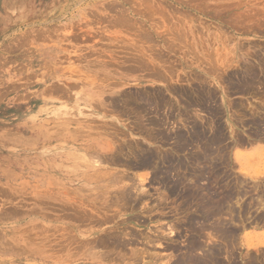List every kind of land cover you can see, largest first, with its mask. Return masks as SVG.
I'll return each instance as SVG.
<instances>
[{
  "label": "rangeland",
  "instance_id": "rangeland-1",
  "mask_svg": "<svg viewBox=\"0 0 264 264\" xmlns=\"http://www.w3.org/2000/svg\"><path fill=\"white\" fill-rule=\"evenodd\" d=\"M263 10L264 0H0V264H132L133 260L129 259L131 249L141 252L149 247L152 249H148L147 255L135 259L139 264H170L174 254L165 245L169 242L187 243L190 235L185 232L187 227L184 223L195 209L184 205L187 210L177 209V212L176 208H181V199L169 195L166 188L158 184L159 178L163 177L155 175L153 168L140 170L112 163V160H124L125 157L136 161L135 157L142 148L151 149L154 153L162 151L161 154L174 152V145H170L173 139H153L155 134L149 123L150 115L144 117L147 114L116 104L132 91L151 95L163 92L165 101L172 102L174 106L168 126L173 129L171 133L175 132L176 124L181 123L174 121L183 112L201 116L208 114L185 104L169 86L188 89L192 94L201 86L215 91L212 102L219 101L220 116H224L227 130L234 126L240 135L237 138L242 137L240 142L244 144L233 145L235 136L228 133L227 143L231 146L225 158L229 164L227 172L240 177L242 182L244 180L249 193L252 191L256 196L255 190L264 185V139L258 140L253 134L260 130L264 136V114L261 127L252 126L248 123L249 117L235 114L230 104L242 102L247 111H252L254 106L264 107V93L257 94L256 89L253 94H238L228 89L219 76L238 69L242 71L240 65L248 63L243 56L245 51L264 52L261 48L252 49L254 45L264 47V27L253 31L250 26L257 25L258 21L264 23ZM255 12L259 19L262 14L261 19L256 22V19H251L249 23L247 17L250 13L257 15ZM121 17L130 24L125 25ZM115 22L124 26L120 27ZM175 34L187 36L183 41L185 45L181 44L179 37L174 39L177 37ZM160 54L167 57L166 60L164 57L159 60ZM155 56L158 58L154 59ZM135 58L157 61L159 66L163 64L162 78H167L163 79L167 84L161 76L158 79L153 74L131 72L137 68ZM217 59L221 61L220 65L231 60L230 67L226 70L214 67ZM199 76L209 83L195 80L200 79ZM219 79L224 83L220 84ZM260 88L264 89V83ZM163 110V116L169 114L165 107ZM183 124L177 125L176 129L182 128ZM186 128H182L184 132H188L190 127ZM190 146L177 155L193 166L190 154L197 149L194 144ZM238 153L242 155L241 161L235 157ZM141 176L144 179L141 180ZM167 177L171 180L172 174L168 173ZM203 177L198 179L199 185H213L207 175ZM134 181L146 196L134 204L138 208L134 205L124 208L120 206L122 203L113 205L114 198ZM78 211L104 221L98 223L101 225L95 222L90 225L89 220L80 223L76 216L82 213L76 214ZM253 221L243 223L238 241L245 235L251 238L264 232V223L258 225ZM170 227L179 233L169 234L171 230L167 229ZM66 232L74 234L66 235ZM130 233H137V244ZM175 234H180V237L175 239ZM74 235L79 241L70 239ZM112 235L135 244L123 249L124 252L114 249L110 243ZM157 236L161 239L159 242H150L154 248L150 243L146 244L148 238ZM67 238L74 242L73 245ZM64 239L71 247L64 243ZM98 240H110L108 248L92 249L91 242ZM252 241L254 243L249 247L246 242L243 246L237 243V261L240 257L246 261L244 258L249 255L264 257V246L252 247L257 245ZM86 243L90 244L89 247ZM80 245L83 250H80ZM78 249L79 253L76 252ZM113 252L120 256L128 255L124 259H114L112 256L116 255ZM149 253H155L159 258L147 257ZM107 254L111 256L107 257Z\"/></svg>",
  "mask_w": 264,
  "mask_h": 264
},
{
  "label": "bare ground",
  "instance_id": "bare-ground-1",
  "mask_svg": "<svg viewBox=\"0 0 264 264\" xmlns=\"http://www.w3.org/2000/svg\"><path fill=\"white\" fill-rule=\"evenodd\" d=\"M120 13H122V12H120ZM236 13H238V12H236ZM245 13L248 15L247 12H245ZM240 14H242V13H240ZM254 14H257V13L255 12ZM243 15H244V13H243ZM247 15H246V17H247ZM126 17L128 18V16H125V18ZM257 17H258V14L257 15H253V13H250L249 17H247V19L249 18V20H250V21L248 20L249 23L254 21V19H256L254 21V22H256L257 19H259ZM261 17H262V14L260 15V19H261ZM121 18H122V22L123 23L125 21V25L128 24V23L130 24V22H128V23L126 22V21H128L127 19L123 21L124 17H121ZM241 18H243V16ZM244 19H246V18H244ZM251 19H253V20L251 21ZM235 22H237V21L235 20ZM262 22L259 23V21H258L257 25L256 24H254L253 26L250 25L252 27V30L254 29L256 31H259L262 28V26L264 27V23H262ZM115 23L117 24V22H115ZM123 23L121 25H123ZM108 25H109V23H108ZM117 25H120V24H117ZM121 25H120V27H121ZM250 29L251 28H249V30ZM182 31L184 32V30H182ZM166 32H168V31H166ZM183 35L180 36V37L178 35H176L177 37L176 36H173V37L171 36V38L176 37V38H174L176 40L179 37L178 39L179 40L181 39V42H182V43L181 42L180 43L183 44L184 43L183 41H185V38L187 37L186 36L184 38L185 35L184 36ZM164 40H167V38L164 39ZM168 40H169V38H168ZM149 41H150V39H149ZM169 42L167 41V43H169ZM186 43L188 45V42H186ZM169 45H172V43L169 44ZM184 45H185V43H184ZM261 46L262 45H258V46L254 45L252 47V49L254 51L256 49H258V48L259 49L261 48L260 50H264V47H261ZM179 47H181V46H179ZM167 49H169V48L167 47ZM176 50H178V49H176ZM151 56H152V54H151ZM243 56L245 57L244 58L245 61H248V63L246 62L245 64L240 65V66H242L240 68V69H242V71H238L239 70L238 69L237 72H232V71L231 72H227L228 74H226V75L222 74L223 77H221V76H219V77L222 78V80L225 81V84L228 87V89L232 90L233 92H238V94H240V93H242V94H249V93L253 94L252 92H254L256 89H257V94L264 93V89L260 88V85H262L264 83V52H262V51L260 52V51L256 50V52L251 53L250 49H249V51H245L243 53ZM163 57L164 56L160 54L159 55V60H161ZM157 58L158 57H156L154 59H157ZM166 58H165V60H166ZM140 59L141 58H139L138 60L136 59L137 61L135 60V62L137 64V68L135 67V70H133L134 68L132 66L131 68H133V69L131 70V72L140 71V72L146 73V75L148 74V76L153 74V76L154 75L156 76V77L154 76L155 78H158V77L161 76L160 77L161 80L167 79V78H164V77L162 78V75H163L162 72L164 71L163 70L164 68L162 66L163 64H162L161 61H160L161 63L160 62L159 63L162 64V65L159 66L157 61L151 60V62H148L147 60L144 61L143 59L142 60H140ZM235 61H237V60H235ZM220 62L221 61L217 59V64H215L213 66L217 67L219 69H220V67H222V68H224L226 70L231 65L230 64L231 60H230V62L228 64L226 62L223 65H220V64H222ZM238 64H240V63L238 62ZM218 65H220V66H218ZM235 66L238 67V65H235ZM214 69H216V68H214ZM214 69H212V70H214ZM216 70L218 71V69H216ZM232 70H234V69H232ZM172 71H174V70H172ZM133 73H135V72H133ZM215 73H217V72H215ZM198 78H200V76ZM195 80L201 81V82H205V83H209L205 79H201V78L200 79L196 78ZM166 81L167 80H165V81L163 80V82H165V84H167ZM219 81H220V79H219ZM219 81H218V83H219ZM221 81H220V84L224 83V81L223 82H221ZM170 84H171V82H170ZM169 88L180 99H182V101H185V104H187L188 106H193V107L197 108L195 111H199V110H203L204 111L205 110L208 115H206V116L202 115L201 116L198 113L197 114L194 113L192 115H189V113H184L183 112V114H181V115L179 114L180 116L176 118L178 121L176 120L174 122L184 123L183 126H180V127H182V128L184 127L185 129H187L186 127H188V128L190 127L188 129L189 131L187 130L188 132H184L185 130H183L182 128L176 129L177 125H180L181 124L180 123V124H176V127L174 128L175 132L171 133V130L173 132V129H171L170 127L168 128V126H169V124L171 122V119H172V117H170V114L173 112L174 106H173L172 102L165 101V99H164V97L162 95L163 92L161 93L160 91H157V92L153 93L152 95L150 93H147V92H144V91H135V92L132 91L130 93H127L125 97L123 96L124 99L122 98L121 101L118 98V101H120V102H118L116 104H118L120 106L122 105L123 107H126L125 109L135 110V111H137L140 114H144V113L147 114V115H143L144 117L150 115L151 117H148V119L150 118V120H149L150 122L149 123H150V126L152 127V129L154 130L152 132H154V134H155V136L153 135V139H155V141H157V139H159L160 137L167 138L166 140L173 139V143H171L170 145H172V144L174 145L173 146V151L174 152H170L169 153L167 151V152L161 154V152H162L161 151L159 153L158 152L154 153L153 151H151V149H149L148 151L144 150L142 148L144 146H142L141 147L142 148L141 149V153L137 154V157H135V158H137L136 161L128 160L129 157H125L124 160L119 159V158H117L116 160H112L113 161L112 163L116 164V165H123V166L128 167V168H135V169H140V170L147 169V168H149V169L153 168L155 170V172H153V173H155V175L158 174L159 176L163 177V178H159V176H158V178L160 179V181L158 180V184H162V186H164L166 188V190L168 191L169 195H171V196L173 195V196H176V198L179 197V199H181V201H182L181 202V208H176L177 212L179 210H182V209H185V211H186L189 206H190V208L193 207L195 209L194 210V214L189 215L186 218V222L184 223V226L187 227V228H184L185 232L186 233L188 232L187 234L190 235V236H188L189 240L187 238V240H188L187 243L184 245L183 242H182L183 245H179L180 243L179 244H177V243L171 244L170 242L169 243L167 242L168 244L165 245L166 246L165 248L172 250L171 253L174 254V256L172 257L173 258L172 262L170 260V264H264V257H261V258L260 257H254V256H251L249 254H248L249 255L248 257L246 256L247 258L246 257L244 258L246 261H243V258H241V257H240V260L237 261L238 257H237V253L235 252V249L238 248V246H239L237 243H239L241 246H243L244 242H246L247 247H249V244H253L254 243L252 241V239L249 237V235H245L243 237V239L238 241V237H239V234H240L239 231L241 230L240 228L244 227L243 223L246 222V220H250V221L254 220L253 222L258 223V225L260 223H264V185H261L262 188L258 187V189L255 190V191H257V193H255L256 196L253 195L254 193H251L252 191H250V193L253 195L252 196L249 193V190L245 187L244 183H246V182H244V180H243V182L241 180H239L240 177L238 178V177H234V176L230 175L227 172V169H226V168H228L227 166L229 164L227 165L226 164L227 161L225 162V160L227 159V154H228V151L230 150V149L228 150V148H230V146H231L230 143H227L228 133L230 132L231 135L234 134V136H235V137L232 136L233 137V143H234L233 145H238L239 143H241L240 141L243 140L242 137L240 139L237 138V136H240V135H238L235 132L236 130L233 128L234 126L232 125V123L230 121H228L227 123H229V125H231L233 127H230V129L227 130L228 126L226 125V123L224 124V122H223V121H225L223 119L224 116L223 117L220 116V114H221V109L219 108L220 105H217V103L219 101L216 102V103L212 102L213 99L215 98V91H212V89H206V87L204 88L203 86H201L200 88L198 87V89L197 88L195 89L196 93L192 94V92L187 91L188 89L184 90L183 88H180V87L178 88V87H173V86L172 87L169 86ZM202 88H204V89H202ZM254 94H256V93H254ZM257 94H256V96H257ZM261 94H260V96H261ZM209 103H210V105H208ZM213 103H215V105H213ZM118 105H117V107H118ZM187 105H186V107H187ZM230 105H233L232 107L234 109V113L235 114L240 113V115L243 118L249 117L248 118V120H249L248 123L250 125H252V126L255 125V126L261 127L260 124L263 122V116L262 115L264 114V107L263 106L262 107H255L254 106V109L252 111H247L246 107L244 106V104H242V102H241V104H238L237 102H233V104H232V102H231ZM147 106H148L149 109L147 108ZM164 107L166 108L167 112L169 113V114H167L165 116H163L164 114H161V111L164 112V110H163ZM151 109H153L152 110L153 112L150 111ZM137 112H136V114H138ZM152 115H154V117ZM237 117H240V116H237ZM185 123H187L186 127H185ZM147 127H149V126H147ZM141 129H143V128H140V130ZM253 131H254V129H253ZM254 132H255L253 134L254 138H256L258 140H261L262 138L264 139V136L262 135V132L260 130L259 131L256 130ZM166 140H165V142H167ZM170 140H169V142H170ZM140 144L141 143H139V145ZM193 144H194V148H196L197 150L196 151L194 150L190 154L191 155L190 157H191L192 162H193V166H192V165H190V164H192V163H190V161H184L185 159L184 160L180 159L182 156L178 157L177 154L180 153L182 150H184V148H186V146H189V145L192 146ZM241 144L244 145L243 143H241ZM131 145L133 147V144H131ZM130 149H131V147H130ZM192 149H190V151H192ZM133 152L135 153L136 151H133ZM133 152L132 153L130 152V153L133 154ZM235 157H236L237 161H241L242 155L238 153V154L235 155ZM187 159H189V158H187ZM168 173L172 174L171 180H170L169 177H167ZM204 175L205 176L207 175L208 178L211 179L210 183L213 184V185H210V187H208L209 185H206V187H205V185H201V184H200L201 186L199 185V180L198 179L202 178ZM144 176H146V175H144ZM231 177H232V179H230ZM140 178H141V180L144 179V177L142 178V176ZM234 178L237 179L236 182H234L235 181ZM130 179H131V177H130ZM153 179H155L157 181V177L156 176ZM206 179H207V177H206ZM232 180H233L234 183L232 182ZM224 181H226V182L224 183ZM137 183H135V181H134L131 184V186L126 191H124L118 197L116 196V198H114L115 199L114 202L112 201L113 205L119 206L122 203L120 206L125 208V206H131L132 207V205H134L136 202H137L136 204H138V201H143V198H145L146 196H145V193L143 192L144 190L140 189V187L137 186L138 185ZM167 191H166V193H167ZM184 205H188L187 208H184L183 207ZM136 206L134 205V207H136ZM134 207H133V209H134ZM137 208H138V206H137ZM177 209H179V210H177ZM69 210L70 209L68 208L67 211L70 212ZM13 212H16V211H13ZM71 212H73V211H71ZM79 212L82 213L83 211H78V212H76V214H78ZM87 212L89 213V211H87ZM74 213H75V211H74ZM74 213H73V215H74ZM89 214H91V213H89ZM98 216L100 217V215H98ZM76 217H77L78 220H81V222L78 221L77 223H79V222L82 223L83 220L88 222V220H89V222L91 223L90 225H93L94 222L98 224L99 222L101 223V221H102V220H100V221L97 220L95 218L96 216L95 217H93L91 215L89 216L88 214H85V213H82L81 215H77ZM58 218H60V217H58ZM101 218L103 219V217H101ZM107 218H109V221H110V217L107 216ZM67 219H69V218H67ZM106 220H105V222H107ZM84 221H83V224L85 223ZM68 222H69V220H68ZM239 222H240V224H238ZM97 224H95V225H97ZM98 225H101V224H98ZM197 225H200L198 227V229L195 228V226H197ZM84 227H87V226L84 225ZM171 228L172 227H170V229H167V230H171ZM172 229H174V226H173ZM53 230L56 231V229H53ZM86 231H87V228H86ZM86 231H85V233H86ZM177 231L175 230L173 232V230H171V232L169 234H171L172 232L176 233ZM72 232L71 233L66 232L67 233L66 235L74 234ZM88 232H90V230ZM178 233H179V231H178ZM186 233H185V235L187 236ZM135 234H137V233H135ZM135 234H131L133 236L131 238H135L134 241H136V244H137L138 239H137V236ZM113 235L111 237V239H112L111 241L110 240H98V241H95V242L93 241L94 243L91 242V245L87 244V243L86 244H87V246L90 245L92 249L94 247L96 249L97 247H106L107 245H109L111 243L112 246L114 247V249H117V250L118 249H122V251H123V249H126V248L130 247L129 246L130 244H135L134 241L133 242H130V241L127 242L126 240H124L127 243L124 242V241H121L118 236H116V235L113 236ZM171 235H168V236H171ZM179 235L175 234V236H174L175 239L177 237H180ZM70 237H68V238H70ZM75 237L76 236L74 235L73 238H70V239H73L75 241H79L78 237H77V240H76ZM85 237H87V236H85ZM157 237L158 238H155V239L153 238L154 240L152 238H148L149 240L145 238L146 240H148L146 244L149 245L148 243H150L151 241L159 242L161 239H159L160 238L159 236H157ZM46 238H48V236ZM61 238H64V237H61ZM68 238H67L68 243L73 245L74 242L72 243L71 240H70L71 242H69ZM52 241L55 242L56 240H52ZM108 241H110V243H107ZM142 241L145 242L144 240H142ZM170 241H171V239H170ZM155 242H153V243L156 244ZM50 243H48V244L51 245ZM64 243H67L66 240H65ZM68 243H67V245H69ZM83 244H84V242L82 243V245ZM158 244H156V245H158ZM71 245H69V246L71 247ZM64 246H65V244H64ZM151 246H152V244H151ZM58 247H60V246H58ZM80 247H81V245H80ZM68 248L69 247H67L66 249H68ZM84 248H85V246H84ZM107 248H108V246H107ZM141 248H144V246L141 247ZM74 249H77V248L74 247ZM99 249L101 250V248H98V250ZM148 249H147V251H148ZM150 249H152V248H150ZM62 250H63V248H62ZM80 250H83L82 247H81ZM145 250L146 249L142 250L141 252H137V250L132 251V249H131V253L132 254H131V256L129 255L130 256L129 259L133 260L132 264H136L137 262H138V264L140 263L139 260L136 261L135 259L138 258V256H140V257H142V255L144 256L146 254V252H147ZM70 251H73V250H70ZM74 251H76V250H74ZM47 252H49V251H47ZM76 252L79 253V249ZM150 252H152V251H150ZM248 252H249V250H248ZM113 254L116 255V256H112L114 259L115 258H121V259L123 258L124 259V258H126L125 256H127L129 254V251H128V254H124L123 255L124 257L120 256V255H117V253H114V252H113ZM244 254H246V253H244ZM72 255H74V254L72 253ZM75 256H77V255L75 254ZM95 256H97V255H95ZM110 256H111L110 254H107V257H110ZM70 257L72 258V256H70ZM147 257L159 258V256L156 255L155 253L154 254L149 253ZM145 258H146V256H145ZM73 259H71V260H73ZM75 259H76V257H75ZM226 259H229L230 261L227 263ZM142 260H144V259H142ZM108 261H107V263H108ZM114 262H115V260H114ZM109 263H111V262H109Z\"/></svg>",
  "mask_w": 264,
  "mask_h": 264
},
{
  "label": "crops",
  "instance_id": "crops-1",
  "mask_svg": "<svg viewBox=\"0 0 264 264\" xmlns=\"http://www.w3.org/2000/svg\"><path fill=\"white\" fill-rule=\"evenodd\" d=\"M260 150H256L255 152H259ZM245 157H248L246 155H244ZM251 238L257 243L256 246H252V247H260V246H264V232L263 233H258L255 234L253 236H251Z\"/></svg>",
  "mask_w": 264,
  "mask_h": 264
}]
</instances>
